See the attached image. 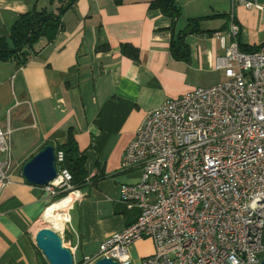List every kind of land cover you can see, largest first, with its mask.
Listing matches in <instances>:
<instances>
[{"label":"crops","instance_id":"crops-1","mask_svg":"<svg viewBox=\"0 0 264 264\" xmlns=\"http://www.w3.org/2000/svg\"><path fill=\"white\" fill-rule=\"evenodd\" d=\"M154 0H75L61 15L52 38L40 36L27 58L0 59V127L11 128L8 172L0 188V264H36L34 228L54 198L27 182L21 169L45 144L64 145L71 132L84 156L85 183L68 206L64 246L74 256H93L99 243L132 223L137 208L119 199V187L140 178L122 170L123 151L146 114L166 97L223 79V57L214 32H226L230 0H174L177 18L150 7ZM56 0H0V37L8 38L21 13L32 7L56 12ZM240 43L264 42V8L236 4ZM198 32L183 42L176 59L171 43L189 21ZM4 154L0 159H4ZM59 171V169H58ZM34 229V230H33ZM133 264L153 252L150 239L129 246ZM77 261V260H76ZM80 262V261H77Z\"/></svg>","mask_w":264,"mask_h":264},{"label":"built area","instance_id":"built-area-1","mask_svg":"<svg viewBox=\"0 0 264 264\" xmlns=\"http://www.w3.org/2000/svg\"><path fill=\"white\" fill-rule=\"evenodd\" d=\"M226 32H214L223 79L168 96L150 110L121 157L122 170L140 178L119 187V199L138 210L135 220L104 238L93 256L133 264L129 246L150 239L141 264H260L264 254V43L238 47L233 8L263 10L257 0H230ZM11 128L0 127V188L10 182ZM57 161L62 152L55 153ZM57 178L59 180H57ZM43 186L51 195L71 189L66 169ZM59 182L64 183L60 189ZM78 191V190H76ZM79 193V192H78ZM80 197V195H79ZM78 197V198H79ZM77 198V199H78ZM70 219L56 231L62 239ZM60 233V234H59Z\"/></svg>","mask_w":264,"mask_h":264},{"label":"trees","instance_id":"trees-1","mask_svg":"<svg viewBox=\"0 0 264 264\" xmlns=\"http://www.w3.org/2000/svg\"><path fill=\"white\" fill-rule=\"evenodd\" d=\"M51 2L54 0H50ZM58 6L56 12L47 11L45 9H36L32 7L29 11L21 13L18 19L11 26L10 34L8 38L0 37V59L8 60L11 58H20L25 60L27 55L22 54L23 50L30 51L33 43L40 36H47L52 38L54 34L59 29L60 26V17L61 15L73 4L75 0H56ZM120 2L121 0H115ZM150 7L158 8L165 15L177 18L180 11L176 6L174 0H154L150 3ZM229 21L230 16H227ZM234 21L236 19L234 18ZM237 23V21H236ZM198 27L196 21L191 20L186 25V27L179 32L178 40L176 41L177 45L175 46L174 42L171 43L172 55L176 59L186 60L187 58V48L183 42L184 37L189 33L198 32ZM264 43V42H262ZM245 45L240 43L238 38V47L242 52H252L257 50L260 45ZM14 50V51H11ZM55 153L58 151L62 152V160L57 161L55 158V167L56 169H66L70 175L69 185L71 189H65L59 192L54 196L52 202L55 200L65 197L70 191L80 188L86 179V171L84 169V156L78 152L74 145L71 132H68V139L66 144L54 148ZM33 247H36L33 244ZM37 254L40 259H42L41 253L36 249ZM264 254L262 255V258ZM80 263V262H79Z\"/></svg>","mask_w":264,"mask_h":264},{"label":"water","instance_id":"water-1","mask_svg":"<svg viewBox=\"0 0 264 264\" xmlns=\"http://www.w3.org/2000/svg\"><path fill=\"white\" fill-rule=\"evenodd\" d=\"M28 53V50L22 51V54L27 55ZM21 174L27 182L38 186H44L54 180L57 177L54 147L50 143L45 144L24 162ZM34 246L41 252L48 264H73L70 249L62 244L60 235L53 229L41 228L38 230L34 235ZM93 264L119 263L111 258L100 257ZM260 264H264V257Z\"/></svg>","mask_w":264,"mask_h":264},{"label":"bare ground","instance_id":"bare-ground-1","mask_svg":"<svg viewBox=\"0 0 264 264\" xmlns=\"http://www.w3.org/2000/svg\"><path fill=\"white\" fill-rule=\"evenodd\" d=\"M74 192H77L78 195V191H74ZM68 194L65 197L58 199L54 203L50 204L46 208L45 212L42 214V219L48 223H51L53 229L56 230L62 229L65 221L68 219L69 214H67V208L71 202V195ZM72 203L73 201L71 202L70 206L72 205Z\"/></svg>","mask_w":264,"mask_h":264},{"label":"rangeland","instance_id":"rangeland-1","mask_svg":"<svg viewBox=\"0 0 264 264\" xmlns=\"http://www.w3.org/2000/svg\"><path fill=\"white\" fill-rule=\"evenodd\" d=\"M257 3L258 4H260V5H264V0H257ZM11 135V134H10ZM10 145H11V140H10ZM11 147H12V145H11ZM61 169V168H60ZM59 169V170H60ZM57 172H58V169H57ZM57 178V177H56ZM55 178V179H56ZM57 180H59L58 178H57ZM58 186L60 187V189L62 190V189H64V187L66 186L64 183H62V182H59V184H58ZM65 189H66V187H65ZM74 191H76V190H73V191H70L69 193H71V192H74ZM73 196V194H71V197ZM72 199V198H71ZM75 200H77V198H75L74 200H73V203L75 202ZM56 201V200H55ZM54 201V202H55ZM54 202H52V203H54ZM52 203H50V204H52ZM73 203H72V205H73ZM49 204V205H50ZM34 228L36 229V228H50V229H53V226H52V224L51 223H48V222H46V221H44L42 218H40V220L38 221V223L34 226ZM34 230V229H33ZM54 231H58L59 232V230H56V229H53ZM60 234V233H59ZM32 241H33V244H34V238H32ZM33 251H34V254H35V256H36V264H48L47 263V261L45 260V258L43 257L42 259H40V257H39V255L37 254V252H36V249L35 248H33ZM39 251V250H38ZM40 252V251H39ZM41 253V252H40ZM42 255V254H41ZM74 259L75 260H77V261H81L82 259H81V257H80V254H77L76 256H74Z\"/></svg>","mask_w":264,"mask_h":264}]
</instances>
